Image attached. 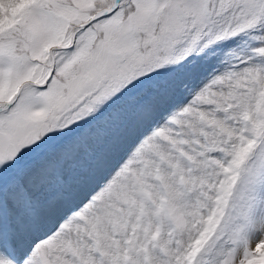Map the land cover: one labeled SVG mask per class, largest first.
Returning <instances> with one entry per match:
<instances>
[{
    "label": "snow or ice",
    "instance_id": "1",
    "mask_svg": "<svg viewBox=\"0 0 264 264\" xmlns=\"http://www.w3.org/2000/svg\"><path fill=\"white\" fill-rule=\"evenodd\" d=\"M0 264H264V0H0Z\"/></svg>",
    "mask_w": 264,
    "mask_h": 264
}]
</instances>
